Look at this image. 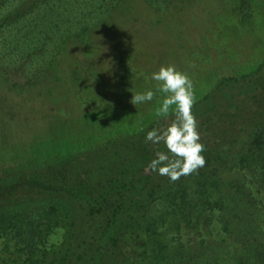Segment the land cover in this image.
I'll return each instance as SVG.
<instances>
[{
  "label": "trees",
  "instance_id": "trees-1",
  "mask_svg": "<svg viewBox=\"0 0 264 264\" xmlns=\"http://www.w3.org/2000/svg\"><path fill=\"white\" fill-rule=\"evenodd\" d=\"M158 1L0 0V105L4 102L9 109L16 104V96L32 99L53 89V81L65 80L69 73L72 48L79 43L92 47L97 37L102 39V33L115 25L136 30L123 22L134 20L140 8L147 13L148 22L162 27L164 22L158 25L154 20L160 11ZM246 1L236 0L232 10L235 18L229 10L219 13L229 18L230 26L224 28L244 26L246 13L241 11ZM6 27L14 31L4 37ZM50 31H61V37L53 42L56 48L52 56L42 60V35H51ZM22 35L29 39L23 45L14 40ZM19 71L24 75V89L15 80ZM199 93L193 112L205 145L206 163L173 183L159 178L156 185L148 186L144 169L137 168L130 156L122 167L118 161L111 165L96 162L90 155L87 160L63 155L43 160L30 145L24 149L26 153H20L25 154L13 166L50 168L46 174L53 180H15L13 187L20 182L26 191L38 189L43 196L37 199L11 203L4 196L11 195L9 187L0 189V237L6 238V247L13 241L16 254L1 258L0 264H264V206L251 193L260 191L252 188L253 183L264 186V57L243 70L219 75ZM5 112L0 118L9 120L13 111ZM150 116L149 130L165 126L171 119L170 114L169 120H158L155 111ZM52 125L55 127L50 122L49 127ZM57 140L53 138L61 146L62 137ZM149 148L139 155L142 163L148 164L157 150H165L162 143H151ZM6 149L3 145L0 151V159L8 156L0 160L3 166L16 158V153ZM119 166L127 169L128 176L118 183L112 177L107 179ZM241 170L243 178L237 174ZM155 197H163L166 205L158 212L148 202ZM32 207L42 214L32 215ZM215 208L219 210L220 236L214 247L182 245L171 250L169 245L158 244L161 239L155 240L153 226L164 227V222L158 223L166 215L193 225L206 220L204 213ZM54 226L62 227V240L55 250L43 251L42 242Z\"/></svg>",
  "mask_w": 264,
  "mask_h": 264
},
{
  "label": "rangeland",
  "instance_id": "rangeland-1",
  "mask_svg": "<svg viewBox=\"0 0 264 264\" xmlns=\"http://www.w3.org/2000/svg\"><path fill=\"white\" fill-rule=\"evenodd\" d=\"M236 5V0H159L156 8L160 11L154 13L153 18L158 25L164 22L162 27L155 28L156 25L148 22L147 13L140 8L134 20L123 22L134 26L136 30L115 25L102 33V39L97 37L92 47L79 43L72 48L68 56L69 73L65 80L53 81V89L47 93L39 92L32 99L21 100L16 96V104L9 109L2 102L0 115H6V110L7 113L13 112L9 120L0 118V151L6 145V150L16 153L14 160L6 161L5 166L0 164V189L9 187L12 192L11 195H4L8 197L7 200L12 203L16 199H37L39 195L43 196L36 188L26 191L25 184L20 182L17 187H13L15 180H53L46 174L50 168L44 171L13 166L15 161L23 157L26 153L24 149L29 145L43 160L54 159L59 155L87 160L90 155L96 162L111 165L118 161L122 166L121 163L124 164L127 156H130L133 164L145 171L148 164L142 163L139 155L150 150L151 142H145L143 136L149 130L152 122L150 115L158 107L162 94L155 96L151 102L136 106L130 100L132 92L155 88L158 82L150 79L153 71L158 70L162 64L176 65L192 78L195 96H198L219 75L243 70L264 57V0H247L244 3L241 11L246 13L243 17L246 20L244 26L224 28L230 26L229 18L219 16V13L224 14L223 11L229 10L235 18L237 16L232 10ZM13 31L9 27L4 28V37L12 35ZM50 32L51 35L46 37L42 35L45 39L44 50L39 53L42 60L52 56L56 48L53 42L61 37V31ZM27 37L22 35L14 40L22 41L23 45L24 41H29ZM23 76L19 71L15 78L19 83L17 86L21 88L24 87ZM50 122L55 123V127H49ZM59 134L63 139L61 146L53 141V138H59L56 137ZM22 152L25 153L20 154ZM6 158L7 154L1 159ZM122 167L114 168L113 173L106 178L112 177L115 183L125 179L129 172L127 169L123 171ZM242 173V170L241 173L237 172L240 178H243ZM145 174L148 186L156 185L159 178L174 182L156 172ZM252 188L260 190H252L251 193L264 206V186L255 182ZM166 195L164 191L163 196ZM148 202L155 212L166 207L163 197H155L154 200L150 198ZM21 211L24 213L27 209ZM31 214L40 216L42 213L32 207ZM174 217L168 214L164 221L158 223L164 222V227L157 224L153 226L156 228L153 231L155 240L161 239L159 245H169L173 250V247L182 245L191 248L198 245L214 247L219 242L218 209L206 211V220L200 219L193 225L178 223ZM62 234L61 226L52 227L42 242L43 251L55 250L62 240ZM5 239L0 237V259L16 256L13 253V241L6 247Z\"/></svg>",
  "mask_w": 264,
  "mask_h": 264
},
{
  "label": "clouds",
  "instance_id": "clouds-1",
  "mask_svg": "<svg viewBox=\"0 0 264 264\" xmlns=\"http://www.w3.org/2000/svg\"><path fill=\"white\" fill-rule=\"evenodd\" d=\"M151 80L158 82L155 88L132 92L130 103L134 106L151 102L162 94L156 117L170 122L165 126L152 127L145 133V142L163 144V151L157 150L148 163L145 172H156L176 181L204 167L205 145L200 141L198 121L193 112L196 102L192 78L174 64H162L151 73Z\"/></svg>",
  "mask_w": 264,
  "mask_h": 264
}]
</instances>
